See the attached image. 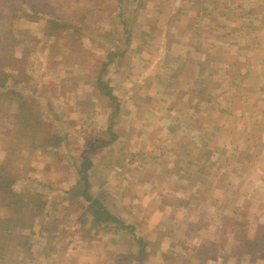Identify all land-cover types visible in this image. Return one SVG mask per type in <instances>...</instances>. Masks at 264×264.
<instances>
[{
	"label": "rangeland",
	"instance_id": "374dc122",
	"mask_svg": "<svg viewBox=\"0 0 264 264\" xmlns=\"http://www.w3.org/2000/svg\"><path fill=\"white\" fill-rule=\"evenodd\" d=\"M30 3L73 27L56 25L59 33L46 35V18L13 10ZM176 3L0 0V57L22 78L16 88L36 101L43 123L36 132L22 127L17 97L1 93L0 264H157L149 257L157 252L165 264H190L175 254L195 237L203 244L189 252L216 264H255L252 257L264 256V248L245 250L247 240L264 247V113H241L239 101L232 112L223 97L207 105L208 94L188 108L182 91L201 75L180 68L187 55L167 52L169 41L177 51L196 42L193 26L189 38L181 33L191 16L179 31L166 22L181 16ZM115 50L123 53L108 62ZM105 62L121 109L110 124L117 138L93 156L89 194L122 223L101 226L90 201L75 195L83 187L81 152L110 134L113 106L95 87ZM211 76L207 90L220 93L224 73ZM46 132L62 136L59 147L43 145ZM232 249L223 263L220 255Z\"/></svg>",
	"mask_w": 264,
	"mask_h": 264
},
{
	"label": "crops",
	"instance_id": "0c3cea01",
	"mask_svg": "<svg viewBox=\"0 0 264 264\" xmlns=\"http://www.w3.org/2000/svg\"><path fill=\"white\" fill-rule=\"evenodd\" d=\"M176 6L177 8L182 6L181 16L170 17L169 15L166 22L174 23L173 30L179 31L178 28L182 27L181 22L191 16L193 20L192 18L187 19L186 23H183L186 26L191 24L190 28L183 27L184 31L181 33L183 38L191 36L193 42L195 40L196 42L192 46H185L184 50L177 51L169 41L166 47L167 52L187 55L184 62L180 61V68H185L186 71L192 68L195 71H200L201 75L198 79L193 78L194 75L191 76L190 82L192 85H190L187 91L186 89L182 91L189 100L190 106L188 108L190 109L194 106L192 105L194 104V100L202 94H208V99H206L207 105H211L214 102L217 103V101H220V97H223L226 100L224 102L228 103L229 110L231 111L234 103L239 101L244 107L241 113H249L253 110H256L257 113H264V0H179ZM192 26L193 28L191 29ZM188 33L189 36H187ZM116 52L118 53V51ZM122 53L123 51L118 54ZM196 55H206L208 61L197 60ZM220 72H223L225 75L222 81L217 84L220 85V90L222 91L220 93H212L210 89L207 90L206 82L208 81V85H211L214 81H211V75L214 73L220 75ZM171 75L174 77L176 74L173 72ZM195 82L198 85L201 84L200 89H194ZM166 91L169 90L166 89ZM113 93L118 99V95L114 90ZM167 94L175 95L173 90L167 92ZM102 97L105 98L103 95ZM118 102L120 111L121 104L119 99ZM197 109H199L198 106H196ZM118 112L113 114V116L112 113L110 114L112 122L110 121L109 126L115 121ZM172 129L171 127L170 130L172 131ZM113 133L115 134V132ZM220 182L223 181L221 180ZM212 211L209 209L204 212L211 213ZM197 224H201V222L197 221ZM212 224L214 225L215 223ZM96 225L103 226L105 224ZM187 238L192 239L190 237ZM196 239L197 237L191 241L195 243H190L188 246L187 242L182 243L179 253L175 254L177 255L176 257H179L181 261H184L183 259L188 260L190 264H216L217 260H214V257L201 254L195 249L189 252L188 247H196L203 244H197ZM240 244H242L240 246L242 249L243 242L241 240ZM185 248L188 250V253ZM231 254H233V249L228 256L220 255L223 259L222 262L226 263L230 257H233ZM149 257L152 260H156L157 264H165L166 262L158 252L156 256ZM254 263L264 264V256L260 255L255 258Z\"/></svg>",
	"mask_w": 264,
	"mask_h": 264
},
{
	"label": "trees",
	"instance_id": "16d2710c",
	"mask_svg": "<svg viewBox=\"0 0 264 264\" xmlns=\"http://www.w3.org/2000/svg\"><path fill=\"white\" fill-rule=\"evenodd\" d=\"M7 3V2H6ZM8 4V3H7ZM14 11H19L21 16H24V18L32 20V21H39L42 18H46L45 20V27H44V33L46 35L54 36L59 33V29H56V25H60L61 27L69 26L73 27V24H68L66 21L65 23L57 21L56 19H53L51 17H45V13H43V9L37 7L36 4L30 3L27 8L19 7L14 8ZM64 30V28H63ZM79 33V32H77ZM13 41L16 42V37L13 34L10 37ZM9 44L8 42L6 43ZM6 45V46H7ZM10 45V44H9ZM118 54L116 51H110L108 54V62H111L114 60V56ZM108 62L103 63V67H101L100 72L97 74L96 81H95V87L96 89L105 96L108 101L110 102L111 106H113L112 109V116L113 114L117 113L119 111V102L117 99V96L114 95L112 87L110 85V82L107 78H105L106 74V66L108 65ZM6 65V69H5ZM22 78L19 75L14 74L9 68L6 63V60H2L0 57V95L1 93H5L7 91L11 92L13 95L17 97V102L19 105V114L17 115L19 120H22L20 123L22 127H26L28 125L29 129L33 131H37L36 128L43 127L41 116L38 114L37 109L34 107L33 110V102L35 104V100L30 99L28 100L25 95L16 88L18 83L22 82ZM9 82L13 85L9 86ZM31 101V102H30ZM37 106V105H35ZM31 107L30 112L27 111V109ZM111 125L109 126L110 134L108 137H98V138H92L86 145V147L81 152V158L82 160L77 165L78 175L80 176L79 181L82 182V189L81 191L78 189V193L75 196H81L82 198H85L90 201V208L92 209L93 216L96 217L95 220L99 224H109V223H122L118 217L113 215L111 212H109L107 209L103 208V204L99 199H92V197L89 194V178H88V170L91 168L93 164V156L98 152L99 150H102L104 148H107L113 140L116 138V135L111 131ZM33 136V135H31ZM62 141V136L57 133H50L44 134L43 138V145L57 148L59 147L60 143ZM2 187V186H0ZM30 196V195H29ZM74 196V195H73ZM33 197H31L32 199ZM36 207L43 208L44 202L41 203V205H37ZM123 226V225H122ZM250 244V245H249ZM247 252L252 253L253 249L257 250H263V244H260L259 242H255L254 244L252 241H247ZM258 247V248H257ZM3 250L2 245L0 244V253ZM256 258V257H252Z\"/></svg>",
	"mask_w": 264,
	"mask_h": 264
}]
</instances>
